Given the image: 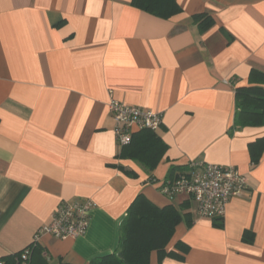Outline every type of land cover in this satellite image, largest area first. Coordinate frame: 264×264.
<instances>
[{
	"label": "crops",
	"instance_id": "crops-1",
	"mask_svg": "<svg viewBox=\"0 0 264 264\" xmlns=\"http://www.w3.org/2000/svg\"><path fill=\"white\" fill-rule=\"evenodd\" d=\"M131 1L0 0V261L23 253L72 201L94 204L85 234H41L32 262L117 255L143 197L187 215L167 255L153 251L149 264H264V153L257 165L250 153L264 126L233 129L236 89L264 73V0H177L182 12L169 19ZM197 15L213 25L202 32ZM112 99L162 115L167 152L155 169L122 156ZM191 163L247 178L221 228L186 195L162 191L173 167Z\"/></svg>",
	"mask_w": 264,
	"mask_h": 264
},
{
	"label": "trees",
	"instance_id": "trees-1",
	"mask_svg": "<svg viewBox=\"0 0 264 264\" xmlns=\"http://www.w3.org/2000/svg\"><path fill=\"white\" fill-rule=\"evenodd\" d=\"M131 5L162 19H169L182 12L177 0H132ZM194 21L202 32L207 31L214 23L207 15H197ZM235 99L237 110L233 129L264 126V73L253 70L249 86L237 88ZM122 151L123 157L139 161L153 170L167 152V146L156 132L143 130L134 134L130 145L125 146ZM250 153L253 165H257L264 153V137L250 144ZM180 171L186 172L188 168L173 167L171 174L176 173L178 176ZM188 207L186 203L181 209ZM185 215L173 206L160 209L145 198L139 197L122 224L120 252L117 255L95 259L90 264H149L153 251H158L162 258L167 255L165 247ZM222 220L217 219L215 225L221 228ZM188 223L191 225L192 222ZM243 240L252 243V233H244ZM37 248L38 245L33 247L32 258ZM18 256L4 258L3 261L13 264Z\"/></svg>",
	"mask_w": 264,
	"mask_h": 264
},
{
	"label": "built area",
	"instance_id": "built-area-1",
	"mask_svg": "<svg viewBox=\"0 0 264 264\" xmlns=\"http://www.w3.org/2000/svg\"><path fill=\"white\" fill-rule=\"evenodd\" d=\"M109 110L121 147L130 145L134 134L143 130L157 132L163 124L161 114L129 106L116 99L110 101ZM247 188V178L233 166L191 163L188 171L163 186L162 191L171 198L186 195L196 204L200 217L217 220L223 219L231 199L242 197ZM93 206L91 201L62 204L54 213L51 224L39 231L33 245L16 257L13 264H32L33 247L38 244L39 236L43 233L59 239L83 236ZM0 264L8 263L1 260Z\"/></svg>",
	"mask_w": 264,
	"mask_h": 264
}]
</instances>
